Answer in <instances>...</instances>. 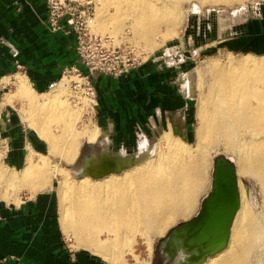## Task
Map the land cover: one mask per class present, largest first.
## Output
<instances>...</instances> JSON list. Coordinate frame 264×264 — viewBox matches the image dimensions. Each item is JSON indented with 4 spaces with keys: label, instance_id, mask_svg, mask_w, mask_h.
<instances>
[{
    "label": "bare ground",
    "instance_id": "obj_1",
    "mask_svg": "<svg viewBox=\"0 0 264 264\" xmlns=\"http://www.w3.org/2000/svg\"><path fill=\"white\" fill-rule=\"evenodd\" d=\"M169 1L175 2L174 9ZM185 1L189 0L146 2V8L142 11L141 7L140 14H136L133 26L136 37L143 42L154 41L152 36L159 30L156 22L169 23L171 17L174 20ZM199 1L202 4L208 1L233 4L242 0ZM216 64L212 65V83L207 96L199 107L196 149L192 150L184 142L176 143L167 132L163 138L164 150L159 148L153 152L146 143L136 155L113 154L108 150L103 156L118 164L117 168H103L96 178L84 175L77 187L71 186L66 168L53 160L74 162L81 138L93 139L94 133L93 136L87 129L77 130L71 108L66 103L55 101V97L39 102L29 83L19 77L12 84L15 94L29 104L30 118L24 116V119L48 145L49 151L46 154L30 149L18 175L9 177L0 165V185L9 191L19 183L32 187L37 193L54 189L53 180L60 177L61 228L73 234L77 249L106 264H125V254L134 250L133 245L139 237L151 255L155 237L164 235L177 221L191 218L207 182L210 154L219 147L238 157V177L256 178L264 193V57L232 60L223 67ZM62 88L59 85L56 92H62ZM103 156L95 158L97 165ZM91 165L96 167L93 160ZM242 185L239 179L241 203L229 243L203 264H264V223L262 216L254 212L250 196ZM168 256L176 264H191L192 255L181 248L176 254L168 252ZM135 259L138 261L137 257Z\"/></svg>",
    "mask_w": 264,
    "mask_h": 264
},
{
    "label": "rangeland",
    "instance_id": "obj_2",
    "mask_svg": "<svg viewBox=\"0 0 264 264\" xmlns=\"http://www.w3.org/2000/svg\"><path fill=\"white\" fill-rule=\"evenodd\" d=\"M144 1L94 0L97 4V12L91 23V28L95 33L112 36L119 46L127 44L137 46L145 53V63L143 65L148 63L153 56H156V62L161 63V67L173 70L172 85L169 89L164 88L165 86L163 89L155 86L156 89L153 90V93H157L155 102L151 100L153 95L149 87L145 92L143 90L137 91L136 98H134L132 105L126 108L123 116L126 122L111 121L107 123L109 126L112 125L109 131L113 135L110 138L107 135L101 140L98 139L101 133L97 127V123H100V103L95 83L92 85L96 91V99L92 100L87 97L83 86L78 87L79 79L74 74L69 71L64 74L66 68L60 76H57L45 88H39L34 82L30 70L23 65L17 64V68L10 74V76H13L19 73L27 76L38 92L34 91L39 102L44 103L50 97H55V101L66 103L71 108L77 130L87 129L86 131L89 134L93 135L94 133L95 136L91 137L93 139H89V137L81 138L79 154L74 162L67 163L60 162L59 159L53 160L54 163H59L66 168L68 171H66L67 176L70 174L68 178H70L69 181L72 187L79 186L83 181V176L76 177V174L79 175V173L75 170H78L82 165L80 158L82 156L81 149L84 147V155L97 154L103 148L104 152L110 149L109 152L113 154L136 155L141 152V146L146 143L155 152L159 148L166 149L163 138L169 132L176 143L184 142L192 150L196 149L198 145L197 127H199L198 112L200 104L207 96L212 83V65L219 63L218 66L223 67L232 60L264 57V38L260 40L258 36L259 32H264V0H242L243 2L233 4H217L213 1L202 4L199 0L182 2L180 5L181 13L175 15L177 19L173 17L174 20H171V17L169 23L168 21L166 23L165 21L160 22L162 24H159V21L156 22L159 30L158 34L152 36L155 38H152L154 40L151 42L153 45L141 41L136 37V32L133 30L136 23V14H140L141 7L143 11L149 1L153 3L158 0ZM144 3H146L145 7L142 6ZM174 5L175 2L169 1L171 9H174ZM175 13L178 12L175 11ZM245 26H249V29H247L249 32L246 31ZM14 81L13 78L5 80L6 85L0 91L2 106L0 110V165L5 168L9 177L15 173L20 174L24 168L20 169L24 163L25 146H27L28 153L30 149L46 154L49 151L48 145L41 140L24 119V116L29 117L30 115L29 104L21 95L15 94L16 90L12 84ZM59 85L63 86V91L57 93ZM47 91L51 93L49 96L39 94ZM162 95L164 96L162 97ZM97 106L99 107L98 111ZM102 129L105 133L107 132L105 127H102ZM123 141L126 142L128 148L124 146L120 148V143ZM9 145L11 148L8 151ZM102 156L99 153L94 158L100 159ZM220 156L231 160L238 167V157L235 153L227 151L224 147L212 151L209 157L207 182L197 200V208L191 218L177 221L167 229L164 235L155 237L152 242L153 251L151 255H149L144 241L140 237L137 238L136 243L133 245L134 250L125 254V264H176L175 261H171L172 259L164 258V242L173 228L199 214L203 202L212 191L215 158ZM69 167L74 170L71 171L72 169H69ZM57 178L53 180L54 189L50 190V192H53L51 193L52 199L49 203V210H52L51 212L54 214L57 224H59L60 199L58 189L61 178ZM239 179L248 197L250 196L249 200L254 212L262 216L264 223V193L260 182L250 175H240ZM44 192L48 191L35 193L32 187L19 185V183L6 191L4 185H0V204L8 206L10 203L19 204L21 198L27 200L32 197H41L46 194ZM11 206L13 205L11 204ZM58 226L62 248L64 247L63 251L68 253L71 258L74 255L76 258L88 259L91 264H106L104 260L102 261V259L96 258L82 249H77L73 234L66 233L60 224ZM11 256L16 255L3 257L1 263L4 258ZM148 256L150 257L148 258ZM166 256L170 258L168 253ZM136 257L138 261L135 259Z\"/></svg>",
    "mask_w": 264,
    "mask_h": 264
},
{
    "label": "crops",
    "instance_id": "obj_3",
    "mask_svg": "<svg viewBox=\"0 0 264 264\" xmlns=\"http://www.w3.org/2000/svg\"><path fill=\"white\" fill-rule=\"evenodd\" d=\"M46 3L47 0H0V91L5 87V80L13 78L17 81L21 77L37 92L27 76L19 73L10 76L17 64L29 69L39 88H45L65 68L75 66L78 62L75 36L51 33L48 30ZM245 28L248 31L249 26ZM258 36L261 40L264 32H259ZM160 64L156 61L148 62L142 68L117 80L101 77L96 82L101 123H97L101 132L98 139L113 135L109 131L112 125H107L108 122H126L123 116L126 108L136 98L137 91L145 92L149 87L153 95L151 100L155 102V86L169 89L173 70L161 67ZM0 107L1 110V103ZM102 127L107 129L106 133ZM126 145L123 141L120 148H128ZM10 148L9 145L8 151ZM24 154V163L20 169L26 162L27 146ZM52 192H44L46 194L32 197L34 199L21 198L19 204H0V264H3L1 259L8 255L21 257L25 264H91L88 259L76 258L74 255L71 258L63 251L58 226L60 223L57 224L52 210H49ZM4 264L16 263L9 261Z\"/></svg>",
    "mask_w": 264,
    "mask_h": 264
},
{
    "label": "water",
    "instance_id": "obj_4",
    "mask_svg": "<svg viewBox=\"0 0 264 264\" xmlns=\"http://www.w3.org/2000/svg\"><path fill=\"white\" fill-rule=\"evenodd\" d=\"M155 57L156 56H153L149 63L156 61ZM75 66L78 67L84 75L90 76L92 82L95 84L101 77L117 80L143 67L141 66L137 69H133L115 78L110 75L89 71L80 60H78ZM98 108L97 106V110ZM87 144L92 145L89 143ZM84 149L85 147L81 149L82 156L80 159L82 160V165L78 170H75L79 173V175H76L77 178L84 175L96 178L103 168L108 169L110 166H113V170L117 168L116 165L118 164H113L104 156L102 162L97 165L94 157L99 153L100 155H104V148L99 153L90 155H84ZM92 160L97 168L91 165ZM69 169L74 170L70 167ZM240 203L237 167L231 160L223 156L216 157L211 193L203 202L202 208L197 216L171 230L168 238L164 242V258L171 260L166 254L170 251L176 254L178 249L181 248L185 253L192 255L189 261L191 264H203L208 257L224 250L229 243L231 228L237 211L240 208Z\"/></svg>",
    "mask_w": 264,
    "mask_h": 264
},
{
    "label": "built area",
    "instance_id": "obj_5",
    "mask_svg": "<svg viewBox=\"0 0 264 264\" xmlns=\"http://www.w3.org/2000/svg\"><path fill=\"white\" fill-rule=\"evenodd\" d=\"M46 4L48 30L74 35L77 56L89 71L117 78L145 63V53L137 46H119L112 36L97 34L92 30L91 23L97 12L94 0H47ZM67 71L79 79L78 87H84L87 97L95 100L96 91L90 76L84 75L76 66L66 68L64 74ZM9 261L25 264L19 256L6 257L2 263Z\"/></svg>",
    "mask_w": 264,
    "mask_h": 264
}]
</instances>
